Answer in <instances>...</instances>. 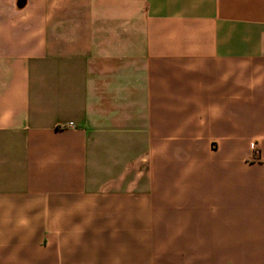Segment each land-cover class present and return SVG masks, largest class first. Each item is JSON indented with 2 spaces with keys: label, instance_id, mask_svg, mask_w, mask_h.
Wrapping results in <instances>:
<instances>
[{
  "label": "crops",
  "instance_id": "obj_1",
  "mask_svg": "<svg viewBox=\"0 0 264 264\" xmlns=\"http://www.w3.org/2000/svg\"><path fill=\"white\" fill-rule=\"evenodd\" d=\"M0 264H264V0H0Z\"/></svg>",
  "mask_w": 264,
  "mask_h": 264
}]
</instances>
